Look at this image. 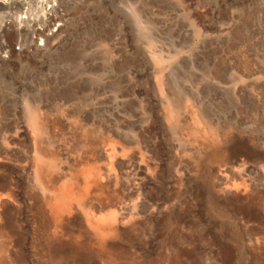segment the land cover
I'll list each match as a JSON object with an SVG mask.
<instances>
[{"label": "rangeland", "instance_id": "374dc122", "mask_svg": "<svg viewBox=\"0 0 264 264\" xmlns=\"http://www.w3.org/2000/svg\"><path fill=\"white\" fill-rule=\"evenodd\" d=\"M25 1L0 0V264H264V0Z\"/></svg>", "mask_w": 264, "mask_h": 264}, {"label": "bare ground", "instance_id": "6f19581e", "mask_svg": "<svg viewBox=\"0 0 264 264\" xmlns=\"http://www.w3.org/2000/svg\"><path fill=\"white\" fill-rule=\"evenodd\" d=\"M41 1H43V0H41ZM4 2V1H3ZM35 5V4H34ZM36 5H37V2H36ZM3 6V5H2ZM2 8V7H1ZM3 9V8H2ZM6 10V9H5ZM21 15V14H20ZM6 16V15H5ZM141 20V19H140ZM7 21V20H6ZM50 28V27H49ZM41 29V28H40ZM35 31V30H34ZM39 33V32H38ZM37 35V34H36ZM157 79H159V78H157ZM113 83V82H112ZM85 84V83H84ZM180 84V83H179ZM176 85V84H175ZM185 85V84H184ZM205 85V84H204ZM106 86V85H105ZM157 86H158V88H157V90L159 89V92H160V94H161V96L160 97H163L164 98V101L167 103V106L169 107V108H167V111H168V115H169V118L173 115V111H178V113H179V110L181 109V107H182V105H183V101H184V97L182 98V93H180L177 89H175L174 87H173V85L172 86H170V87H167L166 86V84L164 83V81H163V79H159L158 81H157ZM202 87V86H201ZM111 88V87H110ZM182 88H183V86H182ZM112 89V88H111ZM106 91V90H105ZM118 91V90H117ZM190 91V90H189ZM205 91V90H204ZM184 92V91H183ZM86 94V93H85ZM159 94V95H160ZM184 95H185V93H184ZM199 95V94H198ZM186 97V96H185ZM193 98V97H192ZM67 100V99H66ZM90 100V99H89ZM186 100V99H185ZM193 100V99H192ZM86 101V100H85ZM115 101V100H114ZM113 102V101H112ZM186 102V101H185ZM83 103V102H82ZM106 103V102H105ZM102 104V103H101ZM78 106V105H77ZM82 106V105H81ZM184 106V105H183ZM59 107V106H58ZM79 107V106H78ZM227 107V106H226ZM229 107V106H228ZM77 108V107H76ZM102 108V107H101ZM64 109V108H63ZM59 110V109H58ZM77 110V109H76ZM29 111V110H28ZM93 111V110H92ZM25 112H26V110H25ZM99 113V112H98ZM207 112H205V114H206ZM203 115H204V112H203ZM28 116V115H27ZM209 117V116H208ZM210 118V117H209ZM208 118V119H209ZM29 119V121L31 122V124L33 125V127H34V130H35V132L36 133H38V134H40V136H41V133H43L44 132V130H43V126H40L39 125V122H38V120H37V114H36V110H34L33 108L30 110V117L28 118ZM207 119V120H208ZM205 120H206V118H205ZM213 120V119H212ZM52 122V121H51ZM169 123V122H168ZM211 123H213L212 121H211ZM170 124V123H169ZM221 124V123H220ZM209 125H211V124H209ZM45 126V125H44ZM50 126V125H49ZM172 126V125H171ZM211 126H213V125H211ZM45 129V128H44ZM46 131H48L47 130V126H46V129H45ZM173 130V129H172ZM47 133V132H46ZM119 133V132H118ZM175 133V132H174ZM50 135V134H49ZM46 139V138H45ZM122 140H124V139H122ZM52 141V140H51ZM132 141V140H131ZM42 142H44V141H42ZM48 142V141H47ZM178 146V145H177ZM110 147H112V146H110ZM183 147V146H182ZM108 148V147H107ZM114 149V148H113ZM110 150V149H109ZM176 151V150H175ZM112 152H114V150H112ZM177 152H178V150H177ZM34 153H35V151H34ZM40 153V152H39ZM39 153H37V154H39ZM106 153V152H105ZM109 154V153H108ZM124 157V156H123ZM116 168V167H115ZM132 169V168H131ZM226 170V169H225ZM112 172V171H111ZM132 172V171H131ZM35 175V174H34ZM36 175H37V177H39L40 176V171L39 172H37L36 173ZM110 179V178H109ZM113 179V178H112ZM222 181V180H221ZM234 181H235V179H234ZM232 182V181H231ZM226 185V184H225ZM231 188H233V185H232V187ZM248 189V188H247ZM124 191V190H123ZM230 194V193H229ZM139 196V195H138ZM1 197V196H0ZM62 205V204H61ZM91 207V206H90ZM94 207V206H93ZM117 207V206H116ZM59 210H60V208H59ZM112 212V211H111ZM99 213V212H98ZM152 213V212H151ZM112 217H114V213H113V215L112 214H110ZM117 216V215H116ZM109 221H111V220H109ZM103 227V226H102Z\"/></svg>", "mask_w": 264, "mask_h": 264}, {"label": "built area", "instance_id": "2783aa9c", "mask_svg": "<svg viewBox=\"0 0 264 264\" xmlns=\"http://www.w3.org/2000/svg\"><path fill=\"white\" fill-rule=\"evenodd\" d=\"M37 0H26L25 2H27V6L30 7L31 5H34V2ZM58 0H44L43 2L38 3L37 5L39 8H41L44 12V14L50 15V10L52 11L55 7V5L57 4ZM22 16H25L24 18H21L24 21H28L30 20L28 14H26V12H24L22 14Z\"/></svg>", "mask_w": 264, "mask_h": 264}]
</instances>
